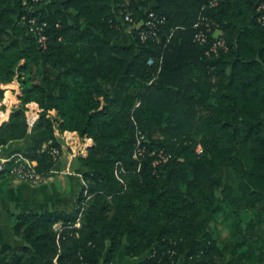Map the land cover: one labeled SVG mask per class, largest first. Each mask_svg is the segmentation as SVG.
Masks as SVG:
<instances>
[{"label":"trees","instance_id":"16d2710c","mask_svg":"<svg viewBox=\"0 0 264 264\" xmlns=\"http://www.w3.org/2000/svg\"><path fill=\"white\" fill-rule=\"evenodd\" d=\"M208 1L0 0V97L21 87L0 148L30 133L22 153L47 176L57 132L94 141L73 209L10 211L18 243L0 218V264H116L123 248L131 264H264V0ZM147 10L165 23L143 41L125 15Z\"/></svg>","mask_w":264,"mask_h":264},{"label":"crops","instance_id":"0c3cea01","mask_svg":"<svg viewBox=\"0 0 264 264\" xmlns=\"http://www.w3.org/2000/svg\"><path fill=\"white\" fill-rule=\"evenodd\" d=\"M218 34L220 32H216V35ZM20 96V83L15 80L4 96L0 97V125L10 120L11 113L21 103ZM33 104L35 107H39L36 102H33ZM68 133L75 135L73 142H67L63 133L57 132V135L63 139L67 151L62 155L56 166L62 169L70 167L75 173H80L82 170L76 167L75 158H71V154L80 147L81 143H87L89 147L94 144V141L87 137H81L77 132H65L67 135ZM29 141L30 133L26 138L12 141L0 148V161L2 158H8L16 152L25 150ZM86 154L87 152L83 155ZM75 173L63 175L49 172L46 178L39 183L27 181L11 174L0 175V218L7 238L15 243L20 242L18 238L13 236L9 226V213L12 210L36 209L42 211L50 208H60L69 211L73 209L81 187L80 178ZM140 259L142 258L127 257L125 248H123L118 253L116 264H131Z\"/></svg>","mask_w":264,"mask_h":264},{"label":"built area","instance_id":"2783aa9c","mask_svg":"<svg viewBox=\"0 0 264 264\" xmlns=\"http://www.w3.org/2000/svg\"><path fill=\"white\" fill-rule=\"evenodd\" d=\"M129 1V0H127ZM221 0H209L208 5L210 7H215L220 3ZM261 8L264 9V6ZM147 18L142 20L141 22H136L132 15L128 13L125 15V21L128 23H132L136 27L143 26L142 29H140V38L143 41H146L149 38H159V26L165 23V18L159 16L155 11L153 10H147L146 11ZM260 21L264 22V15L260 17ZM33 26L31 28L32 31L37 33L38 41L41 44L45 43L46 37L41 34L42 27L36 24V20H31ZM215 23L210 20L206 16H200L199 19L194 24L195 28V35L194 40L201 44H207L209 39V34L213 32V26ZM226 48V42L223 37H220V35H216L214 41L210 44V47L207 50V54L210 55L212 53H217L220 49ZM41 109L40 107H35L33 102L27 104V110H26V119L27 123L30 129H32L37 120L40 117ZM70 134V135H69ZM64 139L68 142H73L75 139V135H72V133L65 134L63 133ZM144 135H139V146H138V152L141 153L142 148L140 147V144L142 140L144 139ZM51 142L48 144H45V148L49 147ZM88 144L87 143H81L80 147L74 150L71 154V158H76L78 155H83L87 152ZM49 150L51 154L54 157V160L57 161L59 158H61L60 149L57 147H49ZM202 146L198 145L197 152H202ZM8 163H13L14 168L12 169V172L15 176H18L24 180L32 181L34 183H39L43 181L46 176L41 175L37 172L36 166L37 162L35 160H31L27 156H25L22 152H16L9 156L8 158H2L0 161V170H3L6 168ZM50 172L54 174H74L75 172L70 168L67 167L65 169L57 168V166L53 167ZM79 178H81L82 182L86 184V182L83 180V176L81 173H75Z\"/></svg>","mask_w":264,"mask_h":264},{"label":"rangeland","instance_id":"374dc122","mask_svg":"<svg viewBox=\"0 0 264 264\" xmlns=\"http://www.w3.org/2000/svg\"><path fill=\"white\" fill-rule=\"evenodd\" d=\"M218 33V32H217ZM21 88V87H20ZM232 180V179H231ZM251 215V212L246 213L245 218H249ZM228 233L227 229H224L223 236H226ZM118 258V257H117Z\"/></svg>","mask_w":264,"mask_h":264},{"label":"water","instance_id":"95a60500","mask_svg":"<svg viewBox=\"0 0 264 264\" xmlns=\"http://www.w3.org/2000/svg\"><path fill=\"white\" fill-rule=\"evenodd\" d=\"M94 144H92L91 146H93Z\"/></svg>","mask_w":264,"mask_h":264}]
</instances>
